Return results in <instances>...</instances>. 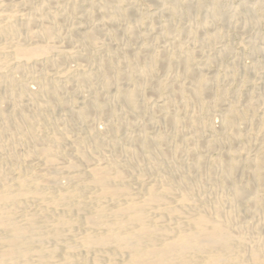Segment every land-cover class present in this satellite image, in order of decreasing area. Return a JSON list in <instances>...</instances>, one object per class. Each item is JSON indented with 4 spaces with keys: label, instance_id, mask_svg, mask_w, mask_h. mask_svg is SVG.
<instances>
[{
    "label": "bare ground",
    "instance_id": "1",
    "mask_svg": "<svg viewBox=\"0 0 264 264\" xmlns=\"http://www.w3.org/2000/svg\"><path fill=\"white\" fill-rule=\"evenodd\" d=\"M69 1L48 0L45 6L25 13L21 21L14 13L0 14V70L12 57L18 61L16 72L25 73L27 61L32 59L35 71L42 56L58 49L52 40L64 26H70L71 32L83 33L94 43L108 30L119 38V21L132 16L131 9H119V0ZM49 4H56V8L51 9ZM77 19L82 23L76 24ZM139 26H128L126 32L131 35ZM66 38L70 39L71 34ZM164 53L161 50L152 55L147 75L150 78ZM22 59L25 63H19ZM141 59L138 54L133 61L138 63ZM179 63L172 58L167 67L170 70ZM183 63L185 77L195 73L191 57ZM97 66L101 84L93 73L50 80L46 76L37 88L19 84L10 74L0 75V264H264V155L242 158L239 149L227 152L224 172L233 187L227 198L218 194L220 198L212 201L199 195L204 182L212 179L213 171L201 160L194 175H160L139 196L129 181L144 185L150 168L140 167L141 163L156 167L159 156L177 152L178 148L164 147L163 135L119 138L124 114H144L145 96L130 85L124 99L126 106L119 114L115 102L105 101V93L119 78V55L116 61L111 55L102 56ZM149 77L139 81L147 84ZM62 82L74 87L86 85L92 105L51 115L50 111L64 107L68 100L78 99L75 94L67 95ZM170 84H163L168 94L154 102L150 107L153 112L172 106L179 95L191 94L193 102L202 106L203 92H209L202 74L194 86L182 84L175 89ZM189 101H181L177 108H188ZM221 105L223 101L214 107ZM108 112L113 117L105 128L86 123L79 132H73L66 127L68 121H86L93 114L102 116ZM246 114V109L230 107L221 117L222 137L214 139V143H249L250 134L235 131L240 129ZM165 122L175 127L180 124L176 117ZM51 125L58 128L50 129ZM191 125L200 126L194 122ZM137 143L142 146L141 151L135 148ZM69 151V160L60 170L72 173L68 174V184L56 193L50 184L58 181V172L52 169L58 168L60 157ZM194 152L195 148L187 151ZM33 156H39L40 162L30 166ZM222 162L210 161V165ZM138 166L140 169L132 168ZM246 167L253 177V182L245 187L251 192L249 196L239 189V177L248 170ZM224 184L220 183V187ZM33 204L35 208L30 206ZM82 205L91 208L82 218L75 217V213L85 209ZM243 207L249 209L241 210ZM77 224H83L85 230L75 241L71 238L77 235ZM246 231L252 234L247 237ZM77 244L86 251L101 249L102 253L81 257L77 255Z\"/></svg>",
    "mask_w": 264,
    "mask_h": 264
},
{
    "label": "rangeland",
    "instance_id": "2",
    "mask_svg": "<svg viewBox=\"0 0 264 264\" xmlns=\"http://www.w3.org/2000/svg\"><path fill=\"white\" fill-rule=\"evenodd\" d=\"M47 1L0 0V14L14 13L15 18L21 21L25 13H29L31 9L45 6ZM48 6L51 9L56 8V4ZM114 8L111 7L112 10ZM120 8L131 9L132 16L122 17L119 21V38L111 36L110 30H108L93 43L89 42L83 33L71 32L70 26H64L59 32V36L52 40L58 49L42 56L40 59L42 63L40 64L38 61L39 64L35 71L33 68L35 60L32 59L27 61L28 68L25 73L16 72L18 61L10 57L7 66L5 65L0 70V75L10 74L19 84L37 88V83L45 80L46 76V80H50L59 76L73 78L93 73L96 81L101 84L103 79L97 66L98 61L102 56L108 55L113 56V60L116 61V56L119 55V78L113 81L112 88L105 93V101L109 104L115 102L120 114L126 106L124 99L127 88L134 85L145 96L142 101L146 107L143 109L144 114L141 115L124 114L125 121L119 124V138L137 135H148L149 137L163 135L166 137L164 147L178 148L177 152L159 156L156 160V167L141 163L140 167L147 169L148 166L150 168L149 176L144 185L138 181H129L130 186L138 192L139 196H142L145 187L160 175L175 174L178 177L194 175L196 165L201 160L204 166L211 167L213 171L210 173L212 179L204 182L199 195L203 199L212 201L218 200L220 194L225 198L230 197L233 187L228 183L226 172H224L227 152L239 149L242 158L253 157L256 154L264 155V0H119ZM215 11H217L216 16L214 15ZM75 23L81 24L82 22L77 19ZM137 24L140 26L135 28L136 30H133L131 35L126 32L128 26ZM69 34H71V38L67 39L66 36ZM161 50H164L165 53L157 66L156 73L150 78L147 76L152 64L150 59L153 54ZM138 54L142 56V59L135 63L133 59ZM75 55H79L80 58H75ZM188 56L191 57L196 71L185 77L183 62L189 58ZM57 58L61 60L56 61ZM172 58L178 59L180 63L169 70L167 63ZM43 61H47V63L45 64ZM19 63H25V60H19ZM147 69L149 70L147 71ZM201 74L209 89V92L207 89L203 92L202 106L193 102L194 97L188 94L183 97L177 96L175 103L165 110L156 112L151 110L150 107L156 100L168 94V88L163 84L169 81L170 87L175 89L180 88L182 84L194 86ZM142 77H149L150 81L147 84L139 81ZM62 85L67 95L75 94L78 99L76 101L68 100L64 107L50 111L51 115L92 105L91 96L88 97L85 92L86 85L74 87L64 85V82ZM82 95L87 97L79 98ZM183 98L190 100L189 107L179 110L177 106L181 101L186 100ZM118 100L119 103L116 102ZM219 101H223V105L216 109L214 104ZM230 107L246 109V118L243 119L240 129L235 131L250 134L249 143L247 141L214 143V139L222 137L221 117ZM112 117L110 112L102 116L93 114L86 121H68L66 127L73 132H79L86 123L105 128L107 121ZM171 117L178 118L180 124L175 127L169 122H165ZM155 120L158 121L157 124L152 123ZM191 122L200 126L194 128ZM57 128V125L50 126V129ZM135 148L137 151H141L142 146L137 143ZM193 148H195V152L188 154L187 151ZM70 155L69 151L67 155L61 156L58 168L52 169L53 172H58V181L50 184L56 193H59L62 187L68 184L67 177L72 172H69L68 169L61 171L60 168L67 164ZM123 158L126 159V156L123 155ZM31 159L28 163L30 166L40 162L39 156H33ZM216 160L223 162L210 165V161ZM171 164L173 165L171 166ZM140 167L132 168L137 170ZM80 168L86 169L85 166ZM246 169L248 170H245L239 177V189L249 196L251 192L245 187L253 182V177L248 173L249 168L246 167ZM220 183H225L224 188L220 187ZM261 193L264 195V190ZM73 200L82 201L80 198ZM82 203L85 202L82 201ZM30 206L36 207L35 204ZM84 206L86 210L83 209L75 213V217L82 218L91 208V205H82V207ZM247 208L249 209V207H243L241 210ZM60 209L62 210V208ZM82 225L75 226L74 231L77 235L73 236L72 240L76 241V236L84 232L85 226ZM244 234L248 237L252 232L246 231ZM76 251L77 255L81 257L89 255L92 257L94 254L102 253L101 249L86 251L79 244H77ZM120 258L122 257L119 256Z\"/></svg>",
    "mask_w": 264,
    "mask_h": 264
}]
</instances>
